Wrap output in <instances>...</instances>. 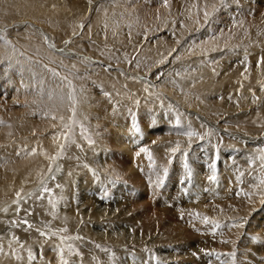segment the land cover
Instances as JSON below:
<instances>
[{"label": "bare ground", "instance_id": "1", "mask_svg": "<svg viewBox=\"0 0 264 264\" xmlns=\"http://www.w3.org/2000/svg\"><path fill=\"white\" fill-rule=\"evenodd\" d=\"M51 1L52 0H0V8H1L0 20H3L5 18L9 19L10 17H12L11 19H19L21 21L28 20L27 13L17 9V7L19 6L18 5L19 2L27 6H31L33 4L35 6L36 4L39 6L41 5V7L48 8L49 4H51ZM53 1L55 2V4H52V6H56V5L59 6L56 9L54 8L55 9L54 12L49 14L50 17L53 18L52 19L53 21L48 20L49 22L45 24L48 32L50 33L51 39H54V37L58 38L60 35L68 34L70 28L65 29L66 26L68 25L71 26L75 22H79L81 20L80 18L81 15L91 12L93 15V20H92L93 25H90L89 26L90 28L88 27V29L85 30L84 34L80 37L79 40L81 41L82 44L84 42L86 46L85 55L91 56L89 54H96L94 51L97 49L98 50L102 49V44L104 42L110 44L112 46V49H118V48L120 49V47H123L124 54L126 56V60L124 64L127 69L141 72L144 75L153 72L152 75L151 73L149 75H151L152 79L156 78L158 72L154 73V71H152V69L156 66V60H153L150 57L151 54H154L156 46L151 47L149 45L134 44L132 41L136 40V38H130L128 40L125 39L126 37L123 34L122 35L119 34L116 37L97 36L94 39L88 38L89 34L93 33L94 31L97 32V26L101 23L103 19L102 12L103 10L106 9L108 10L110 6L105 4L106 3L105 1H109V0H91V3H89V0H86L85 2H77L76 0H53ZM96 4H103V5H98L97 9L93 8L94 6H96ZM64 9H68L69 11L72 10L73 15L72 16L66 15L63 12ZM71 17L74 18L75 22L71 21L70 23L69 22L70 20H67L68 18ZM142 24H145V22H143ZM62 28L64 29L62 30ZM74 31L76 32L79 31V28L75 29ZM110 31H106V32L109 33ZM74 33L75 32H73L72 34ZM108 33H106V35ZM133 33H137V32L133 30ZM72 34H70L66 38H69ZM134 35L136 36V34ZM252 36H253V32H248L247 37L249 38ZM90 40L96 41L98 43L97 46L91 47L92 45L90 44ZM136 52H138L137 56H136ZM184 52L186 51H181V53H179L178 56L174 57L172 60L169 61V66L167 68H164L162 72V74H165L164 75L165 77L166 76H169L170 78L178 77L180 78V81L181 80L186 81L190 79L191 75L193 74L196 68V64L194 63V60L190 59L191 55L194 54L188 51V55H185ZM199 53H205V52H198V54ZM23 54L26 57L30 56L31 59L27 60L25 56L23 57ZM23 54L21 55V57L19 55H15V58L13 59L11 57V65L13 66V68L12 70H10L8 74L10 77V82L14 86H16V90H15L16 94L12 96L14 99L13 100L11 99L12 101L10 100V102L8 101L9 102L8 106L0 103V146L2 144H9V143L18 144L17 146L11 145L12 147L11 146H9V148L7 147L5 151L2 149L3 152L0 151V240H2L3 244L5 245L6 252H11L12 249H15L16 252L19 253L23 258L17 260L14 255L0 256V264H17V262H21V261L27 262L28 261L27 249H31L33 255L37 256V259L35 261H28L30 262L28 264H62L60 259V254L57 250V246H59L61 243L53 239L45 241L44 238L40 237L38 235V232L36 231V229H39L40 226H45L46 224L49 225L48 222H50L54 226V229L57 226H61L62 228L65 225H71L70 227L73 229L74 232L83 234L87 239H91V241L93 242L102 243L111 246L113 245L120 247V246L132 244L140 247H145V246L155 247L164 244L171 245L174 248L172 250L169 249L167 252H165L166 254H162V252L160 251L161 249H158V251H160L159 257L162 260L164 259L165 261L166 260L169 261L171 264H188L191 256H193L192 254L194 253H195L194 257H198L199 259H201V256L199 255L204 256V254H206L209 251H215L221 253L222 233L220 228L215 229L213 231V227L211 225L206 224V226L202 228L203 230H200L196 233L193 231L192 233L195 234L193 237L189 233L174 231L168 224H163L165 222H169L170 224L171 221L172 222L174 221L172 219L175 218L170 219L168 217L169 214L171 213L176 214V216L177 215L181 216L180 217L181 220L185 218L182 216H185L184 214L190 213L189 208L186 206V202H190V201H193V203L194 201L199 202L198 196H195L196 194L207 193L210 195V197H213L214 199L218 198V196H220V191L211 190L212 189L211 185H206L197 179L196 181H193L192 189H189V193H192L191 195H194L195 196L194 198L191 195L189 196L180 193L176 197L174 196L173 200H170L171 197H173V195H176V193H170L171 190L170 188L172 186L171 184H173L172 182L174 179L173 176H169V178L166 179L163 188L159 190L158 188H155L153 182L149 181L150 190H152L151 194L155 195V193L153 192H155L156 190V197L153 198V201L155 200L156 204H158L160 198L161 208H160V213L156 212L155 214L154 213L150 214L149 217L147 218H144L143 216L140 215V213L138 214V212L136 213V210L139 208V205L137 204V202H135V200L134 202H129L126 197L120 196L121 192L123 193L126 191L127 192L130 191L132 193L135 191L137 192L138 190L136 188L141 185L140 183L141 180H139V177L136 173L129 175V173H131L129 169V161H131V159L133 161H136L138 159L136 153L140 150L141 147H147L152 152L154 162H150L148 160L147 155L145 154L143 155V159L146 158L144 163H149V162L152 163L153 164L152 167L156 172L157 166L159 165L169 167L170 163L165 158V152L168 149L175 147V143L177 141L180 142L181 147L185 148L190 145L193 146L196 140H198L197 138L194 137L189 143L188 137L182 134L184 133V131H179V130L173 132L170 136L165 135L164 137L161 138V136H159L157 133L158 131L149 130L150 127V124H148L149 121L148 123L145 121H141L140 123L138 121L139 116H137V114L140 112V109L138 111L136 110V108L135 109L133 108L136 105L135 101L139 100V103L142 104V108H145L144 113L145 114L147 112L149 113L148 116L151 117V121L153 120L154 122V119H156V121L157 119H159L158 122H154V123H160L162 117L161 113L166 114L164 113V111L166 109L167 104L169 105V103L160 101V98L159 100L158 98H150L145 100L144 98H142V96L145 95V92H142L140 94V97H138V99L136 98L134 100H129L128 98L130 97L135 98L132 92H130L126 94L125 101L124 100L116 101V98L119 97L122 99V97L124 96V93L121 90L122 88H120L119 84H117L118 82L115 80L112 81L111 78L110 79L107 78L108 80H104V82H102L103 84H100V87L101 88L104 87L102 89H104V91L107 93H111V96H105L103 95V92H101L100 94L99 92L93 89L91 84L90 85L87 84L88 82L87 78L89 79L90 76L91 77L93 75L95 76V73H97L96 70L93 69H89L88 71L86 70L80 71V69L78 70L79 67L77 65L79 64V59L71 56H69L68 58L61 53H57L56 50L53 51L52 49H47L45 51L43 48L40 49L38 48L35 51L27 50ZM166 54L168 55V53ZM2 56L3 54L2 52H0V62H2ZM177 57H179V59H177ZM136 58L138 62H136L135 64L132 63L133 60H135ZM164 58L165 55L164 54L161 55V60H163ZM49 59L55 60L57 61V63L50 64ZM34 60L39 61L43 64H49V66L51 65L52 68H54L56 71H60L62 74H67V72L66 69L59 67L60 61H62L64 65H67L69 67L75 65L78 74H83L86 77L82 81L74 80V83L77 84V86L83 84L87 89L86 95L88 97V100L86 103L81 105V110L87 115V120H83L82 116L80 117V119L83 120L85 127L88 130L86 132V135H91L92 138L96 141L95 144L89 145L87 143V140H85L80 135V129L77 128L75 130V137L79 142V145H81V147L80 149H78V147H75L73 149L74 151L71 150L67 160L64 161L65 168L63 173L61 172L62 175L56 177L57 172H54L52 173V175L55 174L56 177L55 180H51L50 178L51 176H49L46 181L41 180L44 183H46L49 188H52L54 192L57 194L56 199H58V204L55 209L57 218L55 219L48 214L49 211L51 210V206L47 204V199L36 200V195H39V189L41 187V183L39 184L37 183L40 181V179H42L43 174L45 173L51 162L48 159V157L52 156L53 153L58 148L57 141L55 143H50V144H45V141L46 139L48 140L49 138H53L54 135L59 133L60 121L59 120L53 121L47 119L43 115V112L47 111L48 108L55 103V101L50 100L48 98V91L52 86V77L49 72L44 70V68L41 66L40 63H36ZM165 60H167V58ZM129 61H131V63H129ZM34 63H36V65H34ZM137 64H139V67H136ZM259 66H260L258 68L259 72L256 73L254 70V73H251V75H249L248 73L246 80L243 79L240 80V82L238 81L240 87L242 86V89L256 88L255 92L257 97H259L258 100L253 102L254 99H252V101L243 102L242 101L243 99L242 100L240 99L242 96H244V94L243 93L241 94V92L243 91L239 90L237 93L236 91H234L233 93V96L236 95L239 96L240 98L239 102H235V105L232 104L226 105L225 103L218 105H209L207 103H204L202 104V106L201 105L196 106L194 110L199 112L200 115L202 114L206 119L218 120L221 118V120L224 121L222 127H233L235 131H238V133L242 135L245 134L246 136H252L256 133H264V65H259ZM178 73L179 75H177ZM2 75L3 74L0 72V82H2L0 83L1 84L0 89L3 87ZM165 77L164 79L166 80ZM162 82H164L163 79L161 83ZM225 82H228V80H225L224 82L222 80L221 88H225L224 87L225 84H223ZM153 86H156L155 82H153ZM4 87H5V83H4ZM238 87L239 86L236 85V88ZM110 89L112 91H110ZM1 90L0 93L2 92ZM128 91H132V90L129 89ZM258 105L260 106L256 110L252 109ZM129 109H131V111H129ZM131 113H134L135 116L134 115H133L134 117L131 116L132 115ZM229 114H232L233 116H237L236 117L237 119L227 121L226 116H229ZM127 117H129L128 119H131L132 121H129V123L125 121V118ZM168 117L170 123L176 124L175 121L177 117L171 116V114H169ZM180 120H181V124H184L187 127L190 124L191 127H195L198 130L204 128V125L199 121H197L196 119H194V117L191 118L183 113H181L180 115ZM53 124H56L57 127L53 128L52 127ZM137 128L140 130L139 132L136 131ZM245 135H243L240 138L245 139L246 138L244 137ZM125 137H127V139L125 140H128L127 142L128 149H126V151L123 150V147L121 145H118L119 141L123 140ZM213 138H214L212 139L213 145H221V142L222 143L229 142L228 138H224L223 139L224 141L222 139L218 141L219 138L217 137L216 134H214ZM253 139L254 138L252 139L247 138V140L251 142H253ZM234 140L235 141L239 140V138ZM153 141H156V143L153 144L152 143ZM240 144L244 145V143H240ZM76 145L77 144H75V146ZM256 147L260 149H264V145L261 146L258 145ZM32 148H37L38 154L35 156L26 155V152L30 151ZM114 148H118L120 150L122 149L125 154H128L130 156L123 155L121 151H118L119 153H121V155L119 153L114 154L110 152V150ZM201 149L202 147L198 148L193 146L192 148V151L194 153L193 155L195 156L196 153ZM17 153L20 154L17 155ZM248 153L249 152H246L245 155L243 156L247 160L246 164L249 165V169L253 172V174L251 175L252 183L253 185L254 184L259 185L260 180L264 179V171H262L261 168L259 167V161H257L256 165H253L251 163L253 158L256 156L253 155L249 156ZM181 158L179 157L177 159L178 163L183 161ZM207 158L208 157H202L203 160H207ZM213 161H216L217 163V160H213ZM199 163H201V161ZM85 165H87V167H85ZM227 165L228 162H226V170L229 171L230 167L228 168ZM64 166L60 165L59 167H64ZM96 166L98 167L97 169ZM220 168H221V164H220ZM220 168L219 170L215 168V174L218 177H220L221 175L222 168L221 169ZM223 168L225 169V165ZM87 171L90 172L89 175L90 174L92 175L94 172H96L97 175L93 174L94 178H96L99 181V183L105 184L106 188L109 189L114 188L113 187L114 183L112 182L113 180L111 179L112 178L116 179L115 177L122 176L123 182L122 184H119L121 187L120 188L117 187L118 188L117 195L120 194L119 195L120 198L116 196L117 198L113 203L103 204L101 202H98L96 203L97 207L95 209L89 208L87 210L84 209V211L82 209H79V211L75 212L72 211V209L70 208L68 203L69 200L67 199V197L70 192V187L72 186L75 178L79 175H83V173L87 174ZM171 172L173 175L175 170L174 171L172 170ZM206 172L209 174L208 176H210L213 174V169L208 168ZM69 173H71V175H69ZM217 181L219 182V180ZM56 184H60L61 187L55 188ZM218 188L221 189L220 186ZM254 188L250 192L252 194L251 197L253 196L257 197L258 195H259L258 197H260V195L262 194L264 195V186H259ZM17 192H20L21 194L19 197L20 199L19 211L16 210L18 206L13 203V201L17 199V195H16ZM159 193L161 194L160 196ZM29 194H33V195L30 197ZM236 195L237 198L233 199V201H231L232 203H228V204L225 203L223 204L222 207L218 206L217 208L209 207V209L206 211V213H204V215H200L198 222H203V220L201 219V217L203 216H208L212 218L213 216H217L221 218V210L223 208L225 209L228 207H233L237 203L242 204L241 207L242 206L245 207V210H247L246 213L248 215L252 212V210L256 207V205L261 202L259 200L257 201L253 200L247 202V204H244L243 202L245 201L243 199L246 198V195L245 194H236ZM220 197L218 199H221ZM249 200H251V198ZM197 206H201L200 202L198 203ZM259 206L261 207V205ZM3 208H8V212L4 213ZM29 211L31 212L30 215L28 214ZM6 219L8 221L4 222ZM24 219H27L29 223L33 225L32 229L26 230V226L21 222ZM11 221H17L18 228L17 226L12 227L10 223ZM81 221L82 222L88 221V222L96 223L98 225L96 226V224H94L93 226L91 224L92 227L90 228L86 224L82 225ZM251 222L252 221H250V223ZM258 222L259 221H257V223ZM251 229L249 231H251ZM128 230L129 231L133 230L134 232L128 234L127 233ZM228 231L226 237L230 241H234L238 239L240 232L237 227H231L230 230L228 229ZM250 233H253V231L252 232L246 231L244 237L241 238L242 239L241 242L238 243L240 248H245L247 246L252 245L251 254L249 255L247 261L244 262L243 264H264V261L257 259V256L259 255L261 256V254L264 253V248H263L264 245L255 244L254 242L256 241L254 240V238L263 239L264 233L261 235L255 233L250 234ZM15 234L16 237L19 239V241L25 244L24 249L14 246L13 248L8 247L9 244H16V241L11 239ZM196 236L198 237L199 241L202 240L206 241L202 249L197 248L198 246L196 247L193 244L194 241L191 242L192 238L193 239L197 238ZM83 251L86 253V256L84 257L83 260H81L79 257L77 258L71 257L66 250H65V259L69 261V264H97L95 263V257L92 255V253L89 252V249L85 248L83 249ZM214 258L215 261L217 257L214 256ZM146 259L147 257L143 253H140L139 249L132 247L130 248V250L126 251V253L123 255L122 253L118 252V254L105 256V260L107 261V264H128L129 262H133L135 264H143ZM217 260L218 261L221 260V256ZM224 261H230V259L224 258ZM211 262L212 264H215L213 261Z\"/></svg>", "mask_w": 264, "mask_h": 264}, {"label": "rangeland", "instance_id": "2", "mask_svg": "<svg viewBox=\"0 0 264 264\" xmlns=\"http://www.w3.org/2000/svg\"><path fill=\"white\" fill-rule=\"evenodd\" d=\"M76 1L85 2L86 0H76ZM109 1H105L106 3L104 2L105 4L110 6L108 10L107 9L103 10L102 12L103 19L101 23L97 26V32L94 31L93 33L89 34L88 38L94 39L97 36L116 37L119 34L121 35L123 34L126 37L125 39L128 40L130 38H136V40L132 41L134 44L149 45L151 47L156 46L154 54L150 55V57L153 60H156V66L153 69L152 68L151 69L152 71H154V73L158 72L157 76L159 74V78H157L156 76L155 79H152L151 75L153 74V72L152 73L150 72L151 75H149L150 73L144 75L141 72L127 69L124 64L126 60V56L124 54L123 47H120V49L118 48L119 49L118 51V49H112V46L107 42H104L102 44V49L100 50L97 49L94 51L96 54H89L91 56L85 55L86 46L84 42L82 44L81 41L79 40L80 37L84 34L85 30L88 29L90 25H93L92 23L93 15L91 12L81 15L80 16L81 20L79 22H75L73 17L68 18L67 20H70L69 21L70 23L71 21L75 22L71 26L68 25L65 27V29L70 28L69 33L60 35L58 38L54 37V39H51L50 33L48 32L45 24L48 23L49 21H53L52 20L53 18L50 17L49 14L54 12V10L59 5L52 6V4H55L53 0L51 1V4H49L48 8L47 7L44 8L41 7V5L39 6L36 4L35 6L34 4L31 6H27L19 2L18 3L19 6L16 5L18 6L17 9L27 13L28 20L21 21L19 19H11L12 17H10L9 19L5 18L3 20H0V34H3L7 39L11 40L12 45L15 46L13 48L11 46H6L2 42H0V49H1L0 52H2L3 54L2 62H0V72L3 74L2 75L3 87L1 88L2 90L0 89L2 91L0 93V103L8 106L10 100L14 99L12 96L16 94L15 91L16 86H14L10 82V77L8 74L10 70H12L13 68V66L11 65V57L12 59L15 58V55H19L21 57V55L25 53V51L27 50L35 51L38 48L39 49L43 48L46 51L47 49H49V47L47 46V43L44 42L43 36L47 35L50 38L48 43L55 44V49H52L53 51H55L56 49H63V52L57 51V53H61L68 58L69 56H71L79 59V64L77 65L79 67L78 70L79 69L80 71L83 70L88 71L89 69L96 70L97 73H95V76L93 75L92 77L90 76L89 79L87 78L88 80L87 84L89 85L91 84L93 89L99 92L100 94L101 92H103V95L105 93L104 89H102L104 87L101 88L100 84H103L102 82H104V80H108L111 78L112 81L115 80L118 82L117 84H119L120 88H122L121 89L122 92L124 93L122 99L118 97L116 98V101L118 100L125 101L126 94L130 92H132L135 98L130 97L128 98L129 100H134L136 98L138 99V97H140V94L142 92H145L144 89L148 88V92H145V95H143L142 98H144L145 100L150 98H158L159 100L160 98V101L169 103V105L171 106L167 104L166 109L164 111V113L166 114L161 113L164 120L161 117L160 123H154V122H158L159 119H157V121L156 119H154V122L153 120L151 121V117L148 116L149 113L147 112L146 113L147 115L144 113L145 108H142L141 103H139L138 105L136 104L135 107H133L134 109L136 108V110L138 111L140 109V112L138 113L139 115L137 114V116H139L138 121L140 123L141 121H145L147 123L149 121L148 123L150 124L149 130L158 131L157 133L159 136H161V138L164 137L165 135L170 136L173 132H176L177 130L184 132L188 130V127L184 124H181L182 127H177L176 124L170 123L168 117L169 114L175 117L179 115L180 117L181 113H183L191 118L194 117V119H196L197 121H199L204 125V128L198 130L195 127H191V130L198 132L201 136H204V139L197 138L198 140H196L193 146L198 148L202 147V149L199 150L194 156L193 155L194 153L192 151L193 148L192 145L185 148L181 147V152L183 151L188 152V165L192 171L191 180H187V181L185 180V173L187 169H185L183 161H181L180 163H178L177 161L179 157L180 158L182 157L181 159L184 160L180 152L176 153L175 156H173L170 153V151L167 150L165 152V158L166 160H168L170 165L169 167H165L158 164L159 166H157L156 172L152 167L153 166L152 163L150 162L144 163L146 158L143 159V155L145 153H141L139 155L140 157L138 156V159L136 161H133L132 159L131 161H129V169L131 171L129 175L136 173L139 177V180H141L140 182L141 185L136 188L138 190L137 192L135 191L132 193L130 191L129 192L126 191L124 193L121 192V195L120 194L117 195V189L121 187L119 184H122L123 182L122 176L115 177L116 178L115 181L117 180V182L114 183L113 186L114 188L109 189L106 188L105 184L99 183V181L96 178H94L93 174L89 175L90 172L87 171V174L83 173V175H79L75 178L72 186L70 187V192L67 197V199L69 200L68 203L70 208L72 209V211L77 212L79 211V209H82L83 211L84 209L87 210L89 208L95 209L97 207L96 203L98 202H101L103 204L113 203L117 197L120 198V196H123L126 197L129 202H134L135 200V202H137L140 208L136 210V213L138 212V214L140 213L141 216L147 218L149 217L150 214L153 213L155 214L156 212L160 213V208H161V203H160L161 199L159 197H158L159 198L158 204H156L155 200L153 201V198L156 197V190L155 192H153L155 193V195H152L151 194L152 190H150L149 181L153 182L155 188H158L159 190L163 188L166 179L169 178V176H173L174 178L172 182L173 184H171L172 186L170 188L171 189L170 193H176V195H173V197H171L170 199L173 200L174 196L176 197L180 193L190 196L192 193H189V189H192L193 181H196L198 179L199 181L203 182L206 185H211L212 186L211 190H215V191L219 190L221 197L218 196V198L220 197L221 199L218 198L214 199L213 197H210V195L207 193L196 194L195 196H198L201 206H197L199 203L198 201H194V203L193 201L186 202V206L189 208L190 213L184 214L185 216H182L185 217L182 219L183 221L180 218L181 216L178 215L176 216V214L171 213L169 214L168 217L170 219L175 218L172 219L174 221L172 222L169 219L171 221L170 224L169 222H165V221H164L165 223H163V224H168L174 231L186 232L194 237L195 234L192 233L193 231L196 233L200 230H203L202 228L206 226L204 222H198L200 216H196L195 213L204 215V213H206L209 207L217 208L218 206L222 207L223 204L225 203L227 204L232 203L231 201L237 198L236 194H244L247 191H248L247 193H250L254 188L251 180L252 178L251 175L253 174V172L249 169V165L246 164L247 160L243 155H245L246 152H249L248 153L249 156L251 155L258 156L259 154H261V149L256 146L264 145V133H256L252 136H246L245 134H243L245 135L244 137L246 138L245 139L240 138L243 135L238 133V131H235L233 127H222L224 121L221 120V118L218 120L206 119L202 114L200 115V113L194 109L196 108V106H200V105L202 106V104L204 103H207L209 105H218L222 103H225L226 105H230V104L235 105V102H239L240 98L239 96L236 95L233 96V93L234 91H236L237 93L239 90L243 91L241 92V94L243 93L244 96H242L240 99V100L243 99L242 100L243 102L252 101V99H254L253 93L255 94V97H257L255 92L256 88L242 89V86L240 87L238 81L240 82V80L243 79L246 80L248 73L249 75H251V73H254V70L256 73L259 72L258 68L260 66L258 65V60L260 59V57L264 56V32H263L264 31V0H239V6H237V4L233 2L230 3L229 7L227 8L221 7L219 0H109ZM98 5H103V4H96V6H94L93 8L97 9ZM205 11H207L210 14L207 20H205L204 18ZM63 12L69 16L73 15L72 10L69 11L68 9H64ZM143 22H145V24H142ZM81 25H83L82 28L80 27ZM78 28L79 31L77 32L74 31L75 29ZM63 29L64 28H62V30ZM133 30H135L137 33H133ZM106 31H110V32L108 33ZM73 32H75V35L72 34ZM248 32H253L254 37L252 36L248 38L247 37ZM106 33L108 34L106 35ZM70 34L72 35L69 38H66ZM134 34H136V36ZM65 41H71V42L65 44ZM90 44L92 45L91 47H96L98 43L94 40H90ZM245 49H247V51H245ZM181 51H186L184 52L185 55H188V51L194 54L191 55L190 59L194 60V63L196 64L195 71L191 75L190 79L186 81H182V80L180 81V78L178 77L176 78H170L169 76L165 77L164 76L165 74H162L163 69L167 68L169 66V61L172 60L174 57L178 56V54L181 53ZM198 52H205V53L198 54ZM166 53H168V55ZM163 54L165 55V58L161 60V55ZM137 55L138 52H136V56ZM24 56L25 55L23 54V57ZM245 56H247L246 61H245ZM26 58L28 60L30 56ZM166 58L167 60H165ZM136 62H138L137 58L133 60L132 63L135 64ZM241 64L243 67L241 66ZM34 65H36V63H34ZM109 65H111L110 68ZM49 67L52 68L51 65ZM164 77L166 78V80L164 79ZM162 79L164 82L161 83ZM224 79L228 80V82L223 83L225 84L224 85L225 88H221L222 86L221 82L222 80L224 82L225 81ZM153 82H155L156 86H153ZM4 83H5V87H4ZM149 85H151V87H149ZM236 85H238L239 87L236 88ZM129 89H131L132 91H128ZM110 91L112 90L110 89ZM149 93H151V95H149ZM220 97H223V99H220ZM259 106L260 105L255 106L252 109L256 110ZM64 114L65 116H67V113ZM131 114H132L131 116L133 115L135 116L134 113ZM236 117L237 116H233L232 114L226 116L227 121L237 119ZM128 118L129 117L125 118V121L129 123V121L132 120ZM216 128H218L219 130ZM209 133L211 134L209 135ZM213 133L216 134L217 137L219 138L218 141H220V139L223 140L224 138H228V141L230 143L221 142V145H213L212 142V139H214ZM238 138L239 140L236 141L234 140ZM247 138L250 139L254 138L253 142L247 140ZM125 139H127V137L119 141L118 145H121L123 147V150L126 151V149H128L127 146L128 140ZM72 140H74L75 142L68 143L63 153L56 159V161L50 162L49 167L51 166L52 172L51 173L48 172V168H49L48 167L45 173L43 174L42 179H40V181L37 184L41 183V180L46 181L47 178L51 176L52 173L54 172H57L56 177L62 175L61 172L63 173L65 168L64 161L67 160L71 150L74 151L73 149L75 147H78V149H80L81 147V145H79V142L75 137V134L72 136ZM55 142L56 141L53 138H49L48 140L46 139L45 144H50ZM240 143H244V145H241ZM75 144L77 145L75 146ZM2 145L0 146V151L3 152V150L5 151L7 147L9 148V146L11 145L17 146L18 144L9 143ZM123 150L114 148L110 150V152L114 154H118L119 153L118 151H121L123 155L130 156L128 154H125ZM58 152H59V148L56 149V151L53 153L52 156L56 155ZM119 154L121 155V153ZM202 157H208V158L207 160H203ZM213 160H217L216 168L218 170L221 164V168H222V169L220 168L221 175L220 177L216 175L217 180H219V182L217 180L214 182L208 180L209 174L206 172V170L210 168L209 165L213 162ZM200 161L201 163H199ZM226 162H228L227 165L228 168L230 167L229 171L226 170ZM60 165H63L64 167H59ZM224 165H225V169L223 168ZM57 167H59V171H57ZM97 168L98 167L96 166V169ZM165 168L167 169L166 176H164ZM172 170L173 171L175 170L173 175L171 172ZM240 171L244 173L243 177L239 175ZM158 176L164 178L163 179L164 182L160 186H158L156 183ZM111 180H113V178ZM216 185L218 187L220 186L221 189L218 188ZM160 195L161 194L159 193V196ZM191 196L193 198L195 197L194 195ZM258 196L250 197L251 200H249L250 198H248V196H246V198L243 199L245 201L243 202L244 204H247V202L253 200L261 201L248 215L246 213L247 210H245V207L243 206L241 207L242 204L237 203L233 207H228L225 209L223 208L221 210V218L217 216H213V218L210 217L214 220L219 221L221 225L220 227L222 233L221 241L229 240L226 237V235L229 233L228 229L230 230L233 223L243 224L242 227H237L240 232L238 237L239 240L236 238L237 240H234L232 241V243H227V244L221 242V253H227L232 251H235L237 253L235 264H243L244 262L247 261L249 255L251 254L252 245L247 246L245 248H240L238 244L239 242H241L242 240L241 238L244 237L246 231L248 232L253 231V233L250 234L255 233L261 235L264 233L263 231L264 202H262V197H264V195L262 194L260 195V197ZM259 205H261V207ZM7 221L8 220L6 219L4 222ZM250 221L252 222L250 223ZM257 221L259 222L257 223ZM48 223L52 230L61 228V226H57L54 229V226L50 222ZM81 223L82 225L83 224L88 225L90 228L92 227V225L94 226V224H96L88 221H84ZM97 225L98 224H96V226ZM70 226L71 225L64 226L67 227L68 233H57V237H54L53 240H57L61 243L58 237L60 235H69V234L71 235L78 234L85 237L83 234L74 232ZM250 227L251 228L253 227L254 229L253 228L251 229ZM39 229L42 231L47 230L45 226H40ZM250 229L251 231H249ZM133 232H134L133 230L130 231L128 230L127 233L129 234ZM14 236L16 237V234ZM254 240H256L254 241L255 244L264 245V238L263 239L254 238ZM191 242H193V244L196 247L198 246L197 248L202 249L206 241L203 240L199 241L197 237L194 239L192 238ZM67 243H72V242L69 241ZM16 244H11L12 248L13 246L20 247L18 244L17 245ZM97 244L100 245V248L96 247ZM64 247L67 253L71 257H75V258L79 257L81 260H83L84 257L86 256V253L83 251V249L85 248L89 249V252L92 253V255L95 257V263L97 264H107V261L105 260V256L118 254V252L122 253L123 255L126 253V251L130 250L131 247L139 249L140 253H143L147 257V259L144 261L143 264H171L167 260L166 261L164 259L162 260L159 257V253L161 251L162 254H166L165 252H167L169 249L172 250L174 248L171 245H165V244L158 245L155 247H151V246L140 247L132 244L117 247L113 245L111 246V245L93 242L91 241V239H87L86 237L84 241L75 242V247L80 252L81 254L80 256H76L69 253L67 250V244H65ZM104 249H108V251H105ZM158 249L161 250L158 251ZM194 254H192L193 256H191L188 264H212L211 261H213L215 264H228V263L231 264V258L227 256L225 257L221 256V260L218 261L216 259L214 261L215 259L214 256H209L207 254H204V256L199 255L201 256V259H199L198 257H194ZM224 258H229L230 261H224ZM257 259L264 261V253L261 254V256L260 255L257 256ZM28 263L30 262L28 261L17 262V264H28ZM128 264H135V263L129 262Z\"/></svg>", "mask_w": 264, "mask_h": 264}, {"label": "snow or ice", "instance_id": "3", "mask_svg": "<svg viewBox=\"0 0 264 264\" xmlns=\"http://www.w3.org/2000/svg\"><path fill=\"white\" fill-rule=\"evenodd\" d=\"M236 3L237 6H239V0H219L220 6L227 8L229 7L230 3ZM89 3H91V0H89ZM209 13L207 11L204 12V18L205 20H207L209 18ZM81 28L83 27V25L80 26ZM75 35V33H74ZM49 37L47 35L43 36V40L44 42L47 43V46L49 47V49H55V44L54 43H48L49 41ZM0 42H2L4 45L6 46H11V47H15L14 45H12L11 40L7 39L3 34H0ZM71 41H65V44L70 43ZM56 51L58 52H63V49H56ZM245 51H247V49H245ZM31 59V58H29ZM177 59H179V57H177ZM247 60V56H245V61ZM36 63H41L39 61H36ZM49 63L50 64H56L57 61L55 60H51L49 59ZM129 63H131V61H129ZM258 65H264V56L260 57V59L258 60ZM41 66L44 68V70H46L47 72H49L51 74L52 77V86L50 88V90L48 91V98L50 100L55 101V103L48 108L47 111L43 112V115L45 116V118L53 120V121H57L59 120L61 123L59 125L60 127V131L59 133H57L56 135L53 136V139L55 141H57V146L59 148V152L54 155V156H49L48 159L52 162H55L56 159L63 153L66 145L68 143H74L75 141L72 140V136L75 134V129L79 128L80 129V135L87 140V143L89 145H93L96 143V141L92 138L91 135H86V132L88 131L85 127V124L83 122V120H87V115L81 110V105L86 103L88 100V97L86 95L87 93V89L83 84H80L79 86H77V84L74 83V80H84L86 77L83 74H78L75 65H72L71 67L64 65L62 61L59 62V67L66 69L67 74H62L60 71H56L54 68H50L49 64H43L41 63ZM111 67V65H109V68ZM136 67H139V64L136 65ZM179 75V73L177 74ZM157 78H159V74L157 76ZM149 87H151V85H149ZM145 92H148V88L144 89ZM105 96H111V93H104ZM149 95H151V93H149ZM253 97L254 100L253 102H255L256 100L259 99V97H255V94L253 93ZM220 99H223V97H220ZM135 103L138 105L139 104V100H136ZM129 111H131V109H129ZM64 113H67V116H65ZM83 117V120L80 119V117ZM176 126L177 127H182L181 125V120L179 115L176 118ZM53 128H56L57 125L53 124L52 125ZM137 132H139L140 130L137 128L136 129ZM35 134V133H34ZM183 135H186L189 139V143L191 142L192 138H198V139H204V136H201L198 132H195L193 130H191V125H188V130L185 131L184 133H182ZM211 133H209L210 135ZM62 141V142H61ZM153 144L156 143V141L152 142ZM168 151H170V153L175 156L176 153L180 152L181 155L183 156L184 160V167L185 169H187L186 173H185V180H191L192 178V171L188 165V152L187 151H183L181 152V144L179 141H177L175 143V147H172L170 149H168ZM141 153H145L147 154L148 160L150 162H154V158H153V154L150 151L149 148L147 147H141L140 150L136 153L137 156H139ZM20 153H17V155H19ZM38 154V150L37 148H32L30 151L26 152V155H31V156H35ZM257 161H259V167L261 168L262 171H264V149H261V154H259L258 156L254 157L253 160L251 161V163L253 165H256ZM85 167H87V165H85ZM209 167L211 169H213V174L210 175L208 177L209 181H216L217 180V176L215 174V168H216V161H213ZM57 171H59V167H57ZM48 172H52V168L51 166L48 168ZM94 175H97L96 172L93 173ZM69 175H71V173H69ZM167 175V169H164V176ZM239 175L241 177H243L244 173L240 172ZM51 180H55V174L51 175ZM113 183H115V179H113L112 181ZM164 182L163 178L158 176L157 178V185L160 186L162 185ZM254 187H259V186H264V179L260 180V184L259 185H253ZM61 185L60 184H56L55 188H60ZM47 194V195H46ZM246 196H248L249 198L251 197V193H244ZM17 199L13 201L14 204H16L17 207V211H19V204H20V192H17ZM33 194H29V196L31 197ZM107 195V193H106ZM57 194L54 192V190L52 188H49L47 186L46 183H44L43 181H41V187L39 189V195H36V200H44L47 199V204L49 206H51V210L49 211V215H51L54 219L57 218V214H56V206L58 204V199H56ZM262 202H264V197H262ZM3 212L7 213L8 212V208H3ZM29 215L31 214V212L29 211L28 213ZM196 216H200L199 213H195ZM201 219L203 220V222L205 224L211 225L213 227V231L215 229H219L221 227L219 221L214 220L208 216H203L201 217ZM82 222V221H81ZM11 226L12 227H16L17 226V221H11ZM22 223L26 226V230L28 229H32L33 225L31 223H29V221L27 219H24L22 221ZM243 224H238V223H233L232 227H242ZM45 228L47 230H40V229H36V231L38 232V235L42 238H44L45 241L47 240H51L54 237H57V233H68V229L67 227L64 228H59L56 230H52L50 225H45ZM59 240L61 241V244L59 246H57V250L60 254V259L62 264H69V261L67 259H65V247L64 245L67 244V250L69 253L76 255V256H80V252L78 251V249L75 247V242L76 241H84L85 237L81 236V235H60ZM11 239L15 240L16 243L20 246L21 249H24V243L20 242L19 239L15 236H13ZM71 241L72 243H67ZM222 243H232V241L229 240H223L221 241ZM9 248H12V245L9 244L8 245ZM97 248H100V245L97 244L96 245ZM105 251H108V249H104ZM209 256H216L217 259H219L220 256H227L231 258V264H235V260H236V255L237 253L235 251L232 252H227V253H220V252H215V251H209L206 253ZM14 255L15 258L17 260L22 259L23 257L16 252L15 249H12L11 252H6L5 251V245L3 244L2 240H0V256H11ZM37 259V256L33 255L31 249H27V260L28 261H35Z\"/></svg>", "mask_w": 264, "mask_h": 264}]
</instances>
